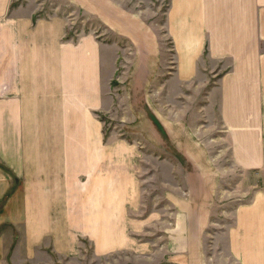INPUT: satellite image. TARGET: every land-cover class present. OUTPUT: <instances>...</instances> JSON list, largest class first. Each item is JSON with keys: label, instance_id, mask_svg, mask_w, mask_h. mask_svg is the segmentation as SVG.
Masks as SVG:
<instances>
[{"label": "crops", "instance_id": "obj_1", "mask_svg": "<svg viewBox=\"0 0 264 264\" xmlns=\"http://www.w3.org/2000/svg\"><path fill=\"white\" fill-rule=\"evenodd\" d=\"M63 1L95 14L142 57L132 73L121 69L120 88L146 92L163 138L191 165L190 174L167 175L183 179L164 187L177 213L163 261L208 264L207 241L225 263L264 264V0H148L160 3L151 13L162 25L114 0ZM56 14L33 19L0 0V264H73L83 242L95 258L152 259L155 245L138 239L152 220L141 217V147L106 139L100 120L112 112L107 70L118 69L92 35L67 39L69 20ZM121 109L126 121L133 111ZM30 112L37 136L28 138ZM137 117V133L155 144ZM231 173L246 199L221 211L231 214L227 227L215 218Z\"/></svg>", "mask_w": 264, "mask_h": 264}, {"label": "rangeland", "instance_id": "obj_2", "mask_svg": "<svg viewBox=\"0 0 264 264\" xmlns=\"http://www.w3.org/2000/svg\"><path fill=\"white\" fill-rule=\"evenodd\" d=\"M117 3H123V7L127 10L136 11V13H140L142 16V20L151 24L156 22L157 25H162V15L159 14L157 17H152L151 9L158 7L160 3L156 1H148V0H114ZM37 4L40 7L37 12ZM13 7L24 9L27 13L33 12V19H37V15H41L42 17H47L48 15L55 14L66 16L67 20H69V29L67 35L69 34L70 38H74L77 35H92L99 42L105 43L107 47V51L111 52V62L116 68L117 74L114 73V69L111 71L107 70V75L111 77V96L113 98L112 102V112L111 115L101 116L100 120L104 124V134L105 138L109 139L111 137H118L125 139L129 142H138L141 147V152L143 154V159H141L139 165L140 170V178L143 182V199H142V218L150 219L152 218L149 225H147L146 232L138 236L139 242L148 241L155 245L153 255L154 258L146 259V258H134L128 252L126 253H117L110 256H105L103 258H95L91 252V245L88 242H83L84 245L81 248L82 255L81 259L78 262H73V264H167L163 261L164 251L167 250V246L165 243L167 242V235L172 232L175 228L172 224L174 218L173 214L177 213L171 202H168L166 199L167 189L164 188L165 185L169 182L179 183V179H183L182 176L172 177L167 176L168 172L173 169H182L189 170V174L191 173V165H189L183 154L175 150L173 146H171L167 139H164L162 136V127L160 124V119L153 113L150 112L146 101L147 96L146 92L136 93V90L133 93L128 92L125 89L120 88L119 75L120 71L124 66L127 67L129 73H132L134 70L129 69L134 65H138L139 68L141 65V58L136 60V53L130 43L124 39L120 38L114 32L110 31L106 28L99 19L94 15L88 14L84 10L80 9V7L75 4H70L69 2H65L63 0H13ZM158 36L162 37V31L157 32ZM108 68V66H107ZM137 72V71H136ZM115 74V76H114ZM142 69L139 70L138 81L136 82L137 87L141 88V84L144 80ZM128 83V82H127ZM115 95V96H114ZM157 100H154V105L151 106L154 110L161 112V102L160 98L157 96L156 92H151ZM120 98V99H119ZM122 101L119 103L118 101ZM121 107H124V110L130 115V110L133 111L131 116V120L129 121V117L123 120L125 114L122 112ZM162 113V112H161ZM160 113V115H161ZM136 114V115H135ZM27 119L30 117L31 121V129H26V136L28 138L37 136V113L35 115L33 112L26 114ZM34 115V116H33ZM138 115L142 116L144 119H147L151 128L155 131L157 136L156 143L149 144L145 141L144 135L146 133H142L140 135L136 130L137 122L141 121V118L137 117ZM136 116V117H135ZM36 117V118H35ZM111 118V119H110ZM135 118V119H134ZM35 121V128H33V122ZM167 158V160L165 158ZM221 165H226L225 162H222ZM226 167V166H225ZM228 177L224 179L226 182L225 189L229 192H224L219 197V211L218 216L215 218L217 221L222 223L223 226H229L232 222L231 214L229 213V217H225L221 215V211H229L232 212L233 207L235 205H239L242 199H246V197L242 198L241 195H235L238 180L240 177L238 175L234 176V173L228 174ZM188 178V176H186ZM169 181V182H168ZM173 181V182H172ZM221 249L225 248L224 240L218 241ZM203 249L205 250V256L208 258V264H229L228 261L225 263L224 257H216L217 251L210 248V244L207 241L203 244ZM214 250V251H213ZM211 254V255H210ZM213 259V261H212ZM56 264H63L57 262ZM65 264V263H64Z\"/></svg>", "mask_w": 264, "mask_h": 264}, {"label": "trees", "instance_id": "obj_3", "mask_svg": "<svg viewBox=\"0 0 264 264\" xmlns=\"http://www.w3.org/2000/svg\"><path fill=\"white\" fill-rule=\"evenodd\" d=\"M67 39H69V34L67 35Z\"/></svg>", "mask_w": 264, "mask_h": 264}]
</instances>
